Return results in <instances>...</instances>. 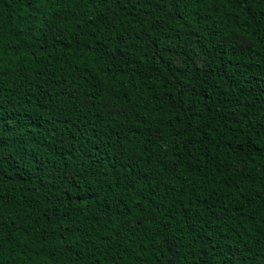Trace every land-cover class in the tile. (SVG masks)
Returning <instances> with one entry per match:
<instances>
[{"label": "trees", "instance_id": "obj_1", "mask_svg": "<svg viewBox=\"0 0 264 264\" xmlns=\"http://www.w3.org/2000/svg\"><path fill=\"white\" fill-rule=\"evenodd\" d=\"M0 264H264V0H0Z\"/></svg>", "mask_w": 264, "mask_h": 264}]
</instances>
